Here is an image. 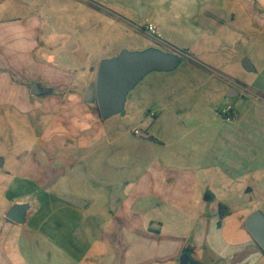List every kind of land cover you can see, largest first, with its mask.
Masks as SVG:
<instances>
[{
	"label": "crops",
	"instance_id": "0c3cea01",
	"mask_svg": "<svg viewBox=\"0 0 264 264\" xmlns=\"http://www.w3.org/2000/svg\"><path fill=\"white\" fill-rule=\"evenodd\" d=\"M86 1L119 19L129 31L165 45L164 52L181 56L182 62L171 72L148 74L128 94L122 114L138 103L153 106L156 115L145 113V136L128 145L115 127L107 125L111 118L104 120L101 113L98 118L95 96L89 94L96 87L101 62L123 50L101 60L91 58L87 67L76 66L59 58L62 43L52 38L43 17L0 15V109L19 116L40 114L44 119L42 126L34 120L41 128L31 133L40 141L39 147L30 148L15 174H9L8 190H0V198L6 199L0 214V264H180L189 245L192 259L199 264L263 260L264 252L249 232L243 240L227 243L244 247L243 252L215 260V254L206 249L208 232L221 206L227 216L231 209L211 190L205 198V192L197 188L201 171L218 170L234 180L243 175L256 180L264 173V104H258L264 90L257 83L242 86L234 80H228L226 89L215 85L213 94L223 92L233 102L227 106L234 109L236 118L231 121L211 113L210 106L201 105L188 119L169 112L174 104L204 97L211 86V79L204 82L193 77L197 69L188 61L190 55L211 58L213 69H221L218 58L210 55L215 51L208 50L202 38L209 31L221 32L219 28L234 20L227 1L127 0L125 14ZM239 1L251 19L248 6L254 0ZM61 19L59 33L75 38L73 28L64 26L65 18ZM149 24L157 27L156 35L148 32ZM65 44L69 53L80 49L75 41ZM38 82L52 93L34 97ZM252 103L260 110H250ZM247 114L253 119L249 128L242 126ZM225 122L232 127L220 125ZM185 133L198 134L201 141L180 152L175 139ZM237 134L247 135L249 143L237 142ZM125 153L131 158L125 159ZM0 163L6 164L1 156ZM260 180L264 181V175ZM257 188L262 190L258 180L251 192ZM211 198L215 199L213 209ZM18 205L28 206L21 224L7 217ZM258 211L264 215V208L246 211L244 231L249 216ZM223 226L218 222V227ZM99 247L102 254L97 262L92 251ZM10 251L17 252L18 262Z\"/></svg>",
	"mask_w": 264,
	"mask_h": 264
},
{
	"label": "rangeland",
	"instance_id": "374dc122",
	"mask_svg": "<svg viewBox=\"0 0 264 264\" xmlns=\"http://www.w3.org/2000/svg\"><path fill=\"white\" fill-rule=\"evenodd\" d=\"M93 1L104 8L110 7L117 12L125 14V1L127 2V0ZM226 1V7L234 12V20L225 23V26L219 28L221 32L214 34V32L209 31L202 38L209 45L207 49L211 50V52L215 51L213 54L209 51L206 53H211L212 57L218 58L217 62H219L221 69H213V64L210 62L211 58L203 60L196 54L190 55L188 61L197 69L193 73V77L202 79L204 82L205 79L209 78L211 79V86L207 87L209 91L204 97L199 96L197 100L184 103V105L174 104L169 109L170 113L176 112L180 119L183 116L188 119L191 113L195 115V112L201 110V108L199 109L201 105L204 109L210 106L211 113L215 111L221 115L219 117L227 119L228 116L224 115L223 111L227 106L233 105V102L227 99L223 92L213 94L212 91L214 89L212 88L217 85L226 89L228 80H234L242 86L245 83H257L264 90V0H254V5L248 6L252 12V20L239 0ZM0 9V15L5 18L43 17L47 21L46 24L49 29L53 31L51 34L52 38H54L56 43H62L59 47L62 48L58 54L59 58L72 62L76 66L87 67L90 65L91 58L101 60L105 58L106 54L121 52L125 48L130 51H143L148 48L167 51L165 45L158 44L153 39L129 31L119 19L100 8L91 6L86 0H0ZM253 17L255 20H253ZM61 18H65L63 19L64 26L73 28L75 38H64L59 33L58 28L62 25L60 22ZM50 23H54V26H51ZM68 40L75 41L80 45L77 53L67 52L65 43H68ZM56 50L58 49L56 48ZM191 57H193V60ZM245 59L251 62L255 72L244 70L242 65ZM208 62L210 63L208 64ZM259 96L262 98L258 100V104H264V94H259ZM92 100L98 108V111H96L98 118H101L96 97ZM253 105L252 103L250 110H260L261 106L255 109ZM141 107L142 105L138 103L130 105L127 113L112 117L107 124L115 127L119 136L123 135L125 144L132 145L137 141H142L146 134L148 120L145 117V113L150 115L152 113L151 110H154V108L151 105ZM245 117L247 118L245 121L243 119L242 126L249 128L253 119L250 121L248 114ZM34 120H40V126L44 122L40 114L30 117L19 116L11 110L0 109V156L6 163L5 165L0 163V190L3 192L8 190L9 174H15L16 169L19 168L18 164L28 154L31 147L36 150L40 145L38 144L40 141L37 140L36 136H31V133L38 132L41 128L40 126H35ZM256 120L258 121L259 119ZM220 125L227 128L229 126L232 127L227 122L220 123ZM135 130H139L142 134L135 135ZM185 134V136L179 134L175 139L176 144L181 148L180 152L184 146L192 148L195 144H200L201 141V136L198 134ZM236 136L237 142L239 141L242 144L249 143L247 135L237 134ZM184 149L187 150L186 148ZM118 153H121V151H118ZM130 158L131 156L125 153V159ZM263 175L264 173L259 174L256 180H252L246 175H243L239 180H234L231 176L218 170L210 169L200 172V182L197 190L204 191L205 198H207V190H211L217 200L229 205L231 209L228 216L224 215L226 216L224 218H221L222 212L218 211L217 219L214 221L215 223L211 224L208 232L206 249L208 248L209 252L215 254L214 258L216 261H219L222 255L228 256L244 251V247H228L227 243H237L247 237L246 233H248V230H243L246 211L255 207L264 208V181L260 180ZM232 176L235 177V175ZM257 180L260 181L262 190L257 188L254 192H251L252 188L255 189ZM207 187L209 188L206 189ZM198 193L200 194V192ZM214 201L215 199H212L209 203L212 209ZM5 205L6 199L4 197L0 198V214L3 212ZM218 222H223L224 226L222 228L218 227ZM17 233L15 232V234ZM10 253L14 260L18 262L17 252L10 251ZM92 254H97V256L92 257L98 262L102 250L99 247L97 251L93 250ZM191 258L195 257L191 254ZM82 264L97 263L83 262ZM254 264H264V259H256Z\"/></svg>",
	"mask_w": 264,
	"mask_h": 264
},
{
	"label": "water",
	"instance_id": "95a60500",
	"mask_svg": "<svg viewBox=\"0 0 264 264\" xmlns=\"http://www.w3.org/2000/svg\"><path fill=\"white\" fill-rule=\"evenodd\" d=\"M181 62V56L158 49L151 48L143 52L123 50L119 56L101 62L96 87L90 89L89 94L92 98L96 97L102 118L109 120L124 112L128 94L148 74L155 71L171 72ZM243 67L247 72H255L248 59L244 60ZM51 93L52 89L42 82H38L32 90V95L36 98H45ZM27 210V205L14 206L7 217L21 224L25 222ZM246 228L264 252V215L259 211L250 215L246 221ZM180 262L199 264L189 254H183Z\"/></svg>",
	"mask_w": 264,
	"mask_h": 264
},
{
	"label": "built area",
	"instance_id": "2783aa9c",
	"mask_svg": "<svg viewBox=\"0 0 264 264\" xmlns=\"http://www.w3.org/2000/svg\"><path fill=\"white\" fill-rule=\"evenodd\" d=\"M147 30L152 35H156V33H157V27L155 25H153V24H149L147 26ZM223 114L228 116L227 119L229 121L234 120L236 118V117H234V109L232 107H227L223 111ZM151 116L155 117L156 115H155V113H151ZM134 133H135V135H141L142 134L139 130H135Z\"/></svg>",
	"mask_w": 264,
	"mask_h": 264
},
{
	"label": "trees",
	"instance_id": "16d2710c",
	"mask_svg": "<svg viewBox=\"0 0 264 264\" xmlns=\"http://www.w3.org/2000/svg\"><path fill=\"white\" fill-rule=\"evenodd\" d=\"M223 208H224V206H221V212H222V216H221V218H224V217H225V216H224L225 214H224V212H223ZM192 252H193V248H191V246L189 245V246L187 247V249L184 250L183 254H189V255L191 256Z\"/></svg>",
	"mask_w": 264,
	"mask_h": 264
}]
</instances>
